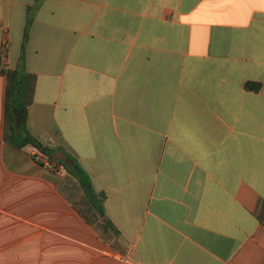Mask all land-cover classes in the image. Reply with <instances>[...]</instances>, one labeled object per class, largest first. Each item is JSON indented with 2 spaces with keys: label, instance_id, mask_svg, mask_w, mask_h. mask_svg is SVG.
I'll return each mask as SVG.
<instances>
[{
  "label": "crops",
  "instance_id": "0c3cea01",
  "mask_svg": "<svg viewBox=\"0 0 264 264\" xmlns=\"http://www.w3.org/2000/svg\"><path fill=\"white\" fill-rule=\"evenodd\" d=\"M6 40L63 164L6 141L0 70V264H264V0H0ZM72 160L109 241L73 206Z\"/></svg>",
  "mask_w": 264,
  "mask_h": 264
},
{
  "label": "trees",
  "instance_id": "16d2710c",
  "mask_svg": "<svg viewBox=\"0 0 264 264\" xmlns=\"http://www.w3.org/2000/svg\"><path fill=\"white\" fill-rule=\"evenodd\" d=\"M40 0H37L39 3ZM33 23V17L30 16L25 29L24 45L28 39V34ZM25 61L24 54L21 58L22 65L16 69H8L2 71L7 76V90L5 102V139L12 146L22 149L31 145L40 153L46 155L51 162L57 165L63 164L62 161L54 159L57 153L56 148H52L35 136H33L27 128L26 116L28 107L33 102L36 89L37 78L35 75L29 74L23 68ZM259 85L246 84L248 89H257ZM23 110V122L16 123L15 111ZM73 168H66L68 173L73 176L81 188V194L73 201L75 210L86 221V223L96 229L105 241L114 238V233H119L114 224L106 219L105 202L107 196L105 193H98L91 181L89 175L79 164L72 160ZM258 217L261 221L264 219V204H261L258 210Z\"/></svg>",
  "mask_w": 264,
  "mask_h": 264
},
{
  "label": "built area",
  "instance_id": "2783aa9c",
  "mask_svg": "<svg viewBox=\"0 0 264 264\" xmlns=\"http://www.w3.org/2000/svg\"><path fill=\"white\" fill-rule=\"evenodd\" d=\"M9 49V41L6 40L4 42V46L2 48V50L0 51V70H4L7 71L9 68V62H8V55H7V51ZM37 159L41 162H43L48 168L56 170L57 169V164L53 163L50 161V159L42 154V153H37Z\"/></svg>",
  "mask_w": 264,
  "mask_h": 264
},
{
  "label": "water",
  "instance_id": "95a60500",
  "mask_svg": "<svg viewBox=\"0 0 264 264\" xmlns=\"http://www.w3.org/2000/svg\"><path fill=\"white\" fill-rule=\"evenodd\" d=\"M14 113H15L16 123L21 124L23 122V120H24V118H23V110H16ZM60 153H61L60 151H57V153L54 155V159L55 160H58V161L62 160V158L59 157ZM61 154H63V153H61Z\"/></svg>",
  "mask_w": 264,
  "mask_h": 264
},
{
  "label": "rangeland",
  "instance_id": "374dc122",
  "mask_svg": "<svg viewBox=\"0 0 264 264\" xmlns=\"http://www.w3.org/2000/svg\"><path fill=\"white\" fill-rule=\"evenodd\" d=\"M77 198V197H76Z\"/></svg>",
  "mask_w": 264,
  "mask_h": 264
}]
</instances>
